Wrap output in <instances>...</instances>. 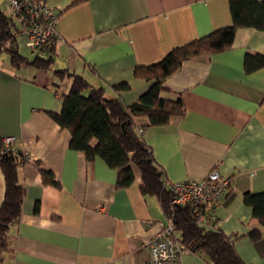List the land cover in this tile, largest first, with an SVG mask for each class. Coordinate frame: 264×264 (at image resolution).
I'll return each mask as SVG.
<instances>
[{
	"label": "crops",
	"instance_id": "0c3cea01",
	"mask_svg": "<svg viewBox=\"0 0 264 264\" xmlns=\"http://www.w3.org/2000/svg\"><path fill=\"white\" fill-rule=\"evenodd\" d=\"M45 1L58 16L56 67H14L0 50V151L12 137L10 152L24 160L16 167L24 189L20 215L0 264H140L149 257L143 245L169 220L157 196L140 192L139 176L120 187L116 169L70 148L69 133L48 112H59L72 78L54 71L83 76L125 107L150 86L134 68L231 25L228 0ZM246 54H264V31L240 28L230 48L186 60L165 80L161 95L180 97L182 116L161 126L143 117L134 122L167 186L201 179L215 166L230 180L215 210L216 228L236 238L244 263L264 264V225L242 200L245 192H264V67L245 73ZM124 82L131 89L115 94L112 88ZM35 162L58 186L43 182ZM4 190L0 159V205ZM180 264L209 263L188 250Z\"/></svg>",
	"mask_w": 264,
	"mask_h": 264
},
{
	"label": "trees",
	"instance_id": "16d2710c",
	"mask_svg": "<svg viewBox=\"0 0 264 264\" xmlns=\"http://www.w3.org/2000/svg\"><path fill=\"white\" fill-rule=\"evenodd\" d=\"M232 24L219 28L207 36L168 52L159 62L134 68V77L150 82L146 92L131 104L123 107L118 97L108 96L104 88L95 87L83 76L55 70L57 74H68L72 82L61 99L59 112H48L52 120L70 135V148L85 154L91 161L99 158L118 171L117 185L130 186L137 176L143 195L158 197L162 210L177 231L178 240L189 251L205 256L209 264H246L238 256L234 237L227 236L214 225L199 224L203 211L195 215L193 207L184 205L171 207L172 193L163 179V171L155 163L151 148L138 133L136 117L146 118L149 126L167 124L171 118L184 114L180 97H162L163 83L177 72L184 61L198 56L222 52L232 46L235 33L240 28L264 31V0H228ZM13 22L0 11V50L5 51L14 67L31 65L37 69L51 70L53 49L40 51L30 60L19 53V43L13 39ZM44 54V55H42ZM264 67V54H246L243 69L247 74ZM115 94L131 89L129 83L114 86ZM1 145V142H0ZM5 190L0 205V263L10 251V228L17 223L24 196L18 184L16 167L22 164L21 153L0 151ZM46 184L58 186L53 174L33 163ZM243 203L251 209V216L264 225V192H245ZM203 209V208H202ZM204 210V209H203ZM205 211V210H204ZM199 214V215H198ZM258 232L251 237L257 238Z\"/></svg>",
	"mask_w": 264,
	"mask_h": 264
},
{
	"label": "built area",
	"instance_id": "2783aa9c",
	"mask_svg": "<svg viewBox=\"0 0 264 264\" xmlns=\"http://www.w3.org/2000/svg\"><path fill=\"white\" fill-rule=\"evenodd\" d=\"M6 9L7 16L13 22L11 28L13 39L23 42L25 48L34 53L55 48L59 41L55 29L58 16L52 12L45 0H7ZM138 133L142 134L143 130L138 129ZM12 141V137L4 139L2 152L12 151L10 148ZM230 186V180L222 178L215 166L201 179L170 183L169 189L172 193L170 206L190 205L195 215L201 209L203 214L199 218V224L217 227L215 210L219 205V199ZM143 247L149 257L140 264H180L182 254L188 251L176 237L172 221H169Z\"/></svg>",
	"mask_w": 264,
	"mask_h": 264
},
{
	"label": "rangeland",
	"instance_id": "374dc122",
	"mask_svg": "<svg viewBox=\"0 0 264 264\" xmlns=\"http://www.w3.org/2000/svg\"><path fill=\"white\" fill-rule=\"evenodd\" d=\"M6 2H7V0H0V11L1 12H4V13L7 12ZM19 53L22 56H26L30 60H32L36 56V54L30 52L28 49L25 48L23 42L19 43ZM42 55H44V54H42ZM58 63H53V68H55Z\"/></svg>",
	"mask_w": 264,
	"mask_h": 264
}]
</instances>
